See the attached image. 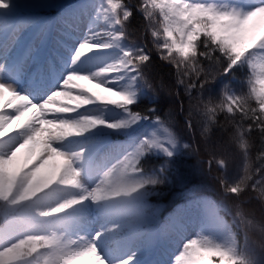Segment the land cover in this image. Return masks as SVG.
Segmentation results:
<instances>
[{"label": "snow or ice", "instance_id": "1", "mask_svg": "<svg viewBox=\"0 0 264 264\" xmlns=\"http://www.w3.org/2000/svg\"><path fill=\"white\" fill-rule=\"evenodd\" d=\"M10 5H13V0H0V10L11 11ZM89 7H95V4L83 5L64 19L70 18L79 22L80 15H86ZM135 11L143 15L144 32L153 38L152 43L159 59L175 66L177 84L184 87L190 100L197 102L194 107L203 112L208 124H218V113H226V120L229 119L227 114H231V120L239 121L232 141L246 157L250 147L246 137L258 129L264 139V68L254 82L251 79L248 81L249 91L246 93L226 90L218 104L211 97L205 101L203 93L210 83L217 82L221 77H231L234 72L243 69L245 64L253 67L251 62L257 54L264 60V35H256L258 30H264V0L254 10L244 13L235 9H222L201 0H139ZM96 13V20L102 17L107 27L90 29L74 53L73 65L88 53L113 48L121 51L117 63L97 71L94 75L76 72L67 75L62 88L40 104L33 103L27 96L18 94L10 86L0 82V100H3L5 93L10 97L6 104L0 103V150L7 143L12 144L9 154L0 159V203L6 206L0 213L16 211L34 200L48 197L56 184L80 187V172L72 167V161L80 158L79 153L68 156L53 150L42 164L26 174L37 160L35 153L29 159L27 151L34 141H39L37 148H41L45 144L82 136L101 125L109 129H122L149 118L143 113L132 111L131 106L136 103V93L132 91L134 84L155 93V88L148 79L154 59L152 49L135 41H129L127 48H121V43L128 40L126 30L134 15L133 7L125 0H101ZM101 28L105 30L101 31ZM46 33L47 29H42L41 34ZM100 77H115L117 81L128 78L130 82L126 90L118 91L115 87L101 82L98 79ZM80 81L89 82L93 88L107 95L92 91L79 83ZM108 83L114 81L110 80ZM193 90L201 93V97L193 95ZM92 104L122 108L129 119L108 123L89 115H81L78 119L64 118ZM4 108L12 111L5 112ZM152 114L155 116V111ZM51 116L56 117L57 122H52L49 119ZM17 122H20L19 128L13 134H8V129ZM157 122L163 128V138L153 134L150 140H145L135 152L119 162L118 173L115 167L106 172L102 184L87 193L82 200L90 198L93 202H99L113 197H128L141 190H144L145 195L160 190L167 181V161L156 177L135 181L126 179V174H138L141 171L138 163L145 153L159 150L167 158H171L173 150L177 149L178 142L169 128L164 127V121L157 117ZM245 122L250 123L246 125ZM204 131L208 132L209 128L205 126ZM183 147L190 149L189 144H184ZM222 147L226 155L217 163L223 167L227 163V147ZM22 152L23 158L20 157ZM221 183L225 193L230 194L237 202V217L240 222H246L248 227L254 226L252 220L245 219L246 213L240 208V203L244 198L251 199L255 194L264 205V158L261 159L258 170H252L245 165L242 173H238V179L230 183L222 177ZM82 200H71L50 210L37 209L35 214L40 218L54 217ZM126 211L129 214V223H135L138 217L133 209ZM19 213L24 218L32 215L27 208ZM261 231H264V226ZM99 237L98 233L95 239ZM37 245L51 250L46 264H106L105 259L98 253L95 242L73 250L69 244L62 243L55 233L51 238L29 235L27 238L18 239V242H12L11 248L0 253V264H11L12 261L21 259L25 255L23 250L26 247L27 254L36 252ZM236 245L232 235L229 247L214 244L207 238L191 239L184 244L175 264H252L251 260L237 254ZM123 264H131V260H126Z\"/></svg>", "mask_w": 264, "mask_h": 264}, {"label": "trees", "instance_id": "2", "mask_svg": "<svg viewBox=\"0 0 264 264\" xmlns=\"http://www.w3.org/2000/svg\"><path fill=\"white\" fill-rule=\"evenodd\" d=\"M96 4L99 8L101 0H89ZM130 2L134 9L133 18H130L127 28L128 40L122 43V48H127L129 41H135L141 46H147L152 49L154 57L152 61V69L148 73V79L155 88V93L147 88H142L139 84H135L136 103L131 106L132 111L140 112L147 115L148 119H141L135 124L127 128L113 129V135L127 141H134L136 149L145 141L150 140L153 134L163 138V128H160L157 117L164 121V127H168L175 136L178 147L173 150V156L167 158L165 154L159 150H151L145 153L139 159L138 168L141 171L130 173L131 181L148 179L156 177L159 170L167 161V181L160 187L158 192L145 195L144 190L132 193L129 198H134L140 205L135 215L138 218H148V233L154 228L164 229L166 227H178L184 224V221L190 220V217L196 215L199 217V224L196 225L195 233L191 239L207 238L214 244L229 247L231 245V235L236 240V252L243 256L246 260H251L252 264H264V205L253 194L251 199L244 198L240 203V208L246 213L245 219L252 220L254 226H247L246 222L242 224L237 217V202L226 194L221 178L228 180L230 183L238 179V173H242L243 168L247 165L252 170H258L261 159L264 158V139L261 138L257 129L246 138L249 140V151L245 157L239 146L232 141V135L235 133L238 120H231V114H227L229 119H225L226 113H218V124H208L203 112L197 110L195 100H190L189 95L185 92L184 87L177 84V76L175 66L161 61L153 46V38L144 32L145 24L143 15L135 11V5L139 0H125ZM208 4H215L222 9L229 7L224 1L201 0ZM16 6V4L14 3ZM33 5V4H32ZM228 7V8H227ZM52 9V8H50ZM96 14L93 16V27H107L106 22L101 17L96 20ZM101 28V31H104ZM253 67L244 65L243 69L237 70L229 78H219L217 82L210 83L203 93V99L206 101L210 97L214 103L219 101L225 95V91L231 92H248V81L253 82L258 77L257 70L264 68V64L260 63L253 57ZM257 87H259L257 85ZM95 91L101 95L100 92ZM193 95L197 98L201 97V93L193 90ZM104 108H114L117 112V122L129 119L127 112L113 105H101ZM202 108V105H201ZM152 111H155L153 116ZM191 113V115H189ZM81 115H89L99 119L97 114H78L75 119ZM184 119V120H183ZM247 123L250 122H245ZM205 126L209 128L205 132ZM94 136H88L82 157L90 154L99 143V136H103L101 126L91 129ZM87 135V134H86ZM189 144L190 149L186 150L183 146ZM227 147V163L223 170L217 167V161L224 159L226 153L224 147ZM43 153L42 147L37 149V158ZM211 153H215L212 155ZM206 161L211 162L210 171L205 168ZM120 168V167H119ZM76 187L54 185L50 190L51 195L46 198L34 200L24 205L16 211L0 213V223L4 225L6 234L0 238V253L12 247V242H18L20 238L32 236H43L51 238L53 233L61 230L59 226L67 227L69 217L79 210V205L67 209L64 213L55 216L48 224L42 223L37 216L36 210H50L58 207L62 203L76 200L74 195ZM110 199H108L109 201ZM105 203L106 200H103ZM6 206L0 203V210ZM24 208L31 210V217L24 218L19 211ZM105 218L104 213H99ZM188 214V216H187ZM187 216V217H186ZM26 222H23L25 221ZM115 227L108 230L111 233ZM191 239H187L188 242ZM25 255L11 264H46V259L50 249H46L37 245V251L28 253V248L24 250ZM131 261H137L132 257Z\"/></svg>", "mask_w": 264, "mask_h": 264}, {"label": "rangeland", "instance_id": "3", "mask_svg": "<svg viewBox=\"0 0 264 264\" xmlns=\"http://www.w3.org/2000/svg\"><path fill=\"white\" fill-rule=\"evenodd\" d=\"M70 2H72V0H23L19 4V10L17 8L13 9L11 7V11L0 10V15H3L7 12H10L12 14L19 13V19L15 23V26H8L6 24L1 23L2 28H0V82L4 83L6 86H10L12 90L16 91L18 94L27 96L33 103H43L51 94L62 88V76H67L70 74L67 73V71L68 66L70 64H73L74 53L77 50L78 45L83 42V40L89 34L90 29L92 28L90 26V23L88 22L90 8H88L86 15H80L79 22L70 18L67 20L64 19L66 16L73 13L74 11L81 9V7L83 6L81 4L76 3L71 8H62L64 4H69ZM28 3H33L35 7L30 8L28 6ZM260 3L261 0H235L234 9L244 13L254 10V8L260 5ZM50 6L61 7L62 9L60 11L62 14L60 16H56V18L53 20L45 18L44 14L40 15L41 12H45V10ZM33 11L35 12L33 13ZM22 12L23 14H20ZM28 12L31 15H29ZM42 29H47L46 35L41 34ZM26 33H28L29 35V43L27 44L25 52L22 56L19 71H21L22 76L33 75L37 72V77L36 80L31 84L22 83L19 85L15 83L14 79L11 77L13 73H18V69L16 65L13 64V60L17 51L20 50L19 44L22 41L23 35ZM256 35H264V30H258ZM58 41H60V43H58ZM49 51L51 52L49 53ZM88 54H100L94 63L95 73L109 65L117 63L121 56L120 50L117 48L93 51ZM88 54H86L80 61L76 63H80L81 65L86 67V70H88V57H86L89 56ZM256 58L260 63L263 64V60L260 58V54H257ZM36 62H39L41 65L37 71L33 68ZM48 66L54 69H58V81L50 83L49 81L43 78H39L40 71H43ZM262 68L258 70V77L261 75ZM7 72H11V74H7ZM98 79L101 82L106 83L109 87H115L118 91L126 90L130 82L128 78L119 81H117L115 77H100ZM110 80L114 81V83H108V81ZM79 83L83 84L85 87L92 89V91L94 89L92 87V84L87 81H80ZM37 87H39L40 89H47V91L39 96L30 97L28 93L31 92L29 91ZM32 91L35 92L34 90ZM101 94L103 96L107 95V93L103 92H101ZM9 99L10 97L7 95V93H5L3 95V100H0V103L6 104ZM3 111L11 112L12 110L4 108ZM64 118L71 119V116ZM49 119H51L52 122H57V118L54 116L49 117ZM103 120L110 123L111 121H114V116L113 114H107ZM19 123L20 122L13 124L8 129V134H13V132L19 128ZM104 128L105 130L109 129L106 127ZM73 139L74 136L66 138L57 143L53 142L52 145L45 144L43 147L45 151L41 156H39V158H41L40 162L37 158L36 163L33 164V166L27 170L26 174H30L32 171L35 170L36 167L42 164L48 158V156L51 155V152L53 150L61 151V149H63V147L65 146L71 147L73 145ZM39 143V141H34L33 144L30 145L29 149L27 150L29 153V159H31V154H36V150L39 149L37 148V145ZM11 147L12 144L7 143V146L3 148V150H0V159H4L9 154ZM108 152L110 151L108 150ZM65 154L68 156H72L69 153ZM20 157L23 158V152L20 154ZM77 169V166L75 168L73 167V170L77 171ZM78 181L79 185H85V181L81 177H78ZM89 192V186H83L82 190L80 186L81 200ZM88 201L89 199H83L81 202L85 210L88 208ZM50 218L52 217L40 218L39 220L46 223V221H48V219ZM80 221H84V223H88L90 225L89 229L86 232L87 236H84L81 233L83 229L79 228L80 224L78 225V227H69L64 233L58 232L56 233V236L61 238L62 243L69 244L70 248L73 250L79 249L85 244H88L89 242H95L98 249V253L105 259L106 264H117L116 260L113 259V256L109 254L108 249L107 247H105V245H103V250L99 249L101 246V240L103 239L105 243V241L108 240V236L103 235L102 237H99V239H95L97 234H100V231L98 229V223L91 222L88 216H84L81 220H79L78 223H80ZM137 224L138 223L134 224V226H129L127 228L133 230L136 228ZM119 226V228H125V224H122L121 222ZM1 233L2 232H0V234ZM156 238L161 241V249L165 245L166 247L162 251H160V255L158 254L155 256V262L151 263L174 264L175 256L172 254L171 248L173 245L177 246L181 242L180 238H178V234L175 233L173 230H167L164 233H161V235L153 233L149 237L135 239L133 243L134 246L142 247L145 245L152 244Z\"/></svg>", "mask_w": 264, "mask_h": 264}]
</instances>
